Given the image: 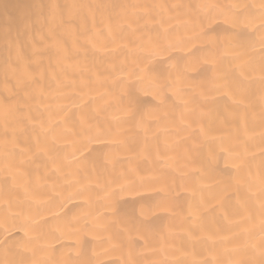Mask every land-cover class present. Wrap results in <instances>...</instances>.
I'll list each match as a JSON object with an SVG mask.
<instances>
[{"label": "bare ground", "instance_id": "bare-ground-1", "mask_svg": "<svg viewBox=\"0 0 264 264\" xmlns=\"http://www.w3.org/2000/svg\"><path fill=\"white\" fill-rule=\"evenodd\" d=\"M262 5L0 0V264H264Z\"/></svg>", "mask_w": 264, "mask_h": 264}, {"label": "snow or ice", "instance_id": "snow-or-ice-1", "mask_svg": "<svg viewBox=\"0 0 264 264\" xmlns=\"http://www.w3.org/2000/svg\"><path fill=\"white\" fill-rule=\"evenodd\" d=\"M233 7H235V6H233ZM49 8L52 10L53 13H55V10L58 8V5H56L54 3L50 4ZM262 8H264V5H262ZM236 22H237L236 20H233L234 24ZM261 28H264V19H262ZM262 71H264V69H262ZM143 81H144V77H142V76L138 77L137 83H143ZM153 83H154V81H153ZM136 102H137V98H136L135 94L133 92L129 91V93H128V103L130 105H134ZM262 180H264V176H262ZM120 190L121 191L123 190V186H120Z\"/></svg>", "mask_w": 264, "mask_h": 264}]
</instances>
